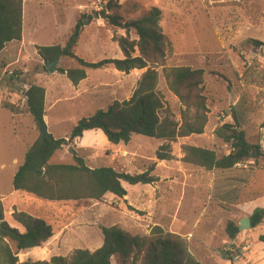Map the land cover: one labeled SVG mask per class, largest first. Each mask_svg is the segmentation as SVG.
Here are the masks:
<instances>
[{
  "label": "rangeland",
  "instance_id": "374dc122",
  "mask_svg": "<svg viewBox=\"0 0 264 264\" xmlns=\"http://www.w3.org/2000/svg\"><path fill=\"white\" fill-rule=\"evenodd\" d=\"M96 1L23 0L25 42L14 43L5 53L7 57H21V67L15 65L6 71L0 68V194H8L13 190L12 159L17 158L22 165L28 147L40 136L39 128L29 114L13 115L4 109V105L17 104L24 108L27 85L33 83L38 72L46 78L57 76L60 88L69 95L63 87L67 78L56 75L57 72L50 74L44 71L43 60L36 47L63 45L78 18L91 16V19H83L84 33L77 55L91 63L124 58L114 38L124 36L125 31L111 27L107 18L101 17V13L109 15L105 6L111 0H101V13L92 9ZM117 2L119 5L125 2L136 3L143 11L159 8L162 11L160 25L170 46L168 67L189 66L205 70L209 122L202 135L178 137L174 142L166 141L164 145H171L173 158H184L185 146L214 150L220 158L229 155L230 146L217 136L216 130L224 124H234L233 113L239 118L248 141L258 146L264 154V0ZM130 37L132 40L137 39L134 32H131ZM251 40H257L263 46L256 47L250 43ZM70 65V62L61 58L57 62L60 69H67ZM115 70L111 66L94 70L91 73L94 75L92 79L111 83ZM146 71L133 70L126 78L123 75L122 80H126L127 86L131 84L132 94ZM157 71V90L163 102L160 117L163 121L177 124V129L181 130L185 122L192 123L193 113L187 114L183 120L179 99L168 89L162 68ZM123 90L114 95L101 93V99L95 101L87 96L71 98L61 101L55 107H50L52 98L49 97L46 106L49 133L56 139L66 138L79 119L106 109L115 100L128 99L130 89H125L126 96ZM161 142L159 139L134 135L129 145L121 144L119 148H113L102 142L101 138H95V146L86 147L83 157L89 161L90 165H86L95 169L113 167L120 172L136 175L154 167L152 175L155 176L158 165L156 148ZM78 143L80 141L77 139L62 149L65 156L63 162L58 160L59 157H54L50 163L73 164L74 156H79ZM254 154L256 158V150ZM178 162L181 175L180 188L177 189L172 186L160 188L157 184L132 186L124 183L127 196L123 198L108 194L101 201L48 203L43 208L35 205L33 213L46 217L54 228L56 239L49 245L47 255L42 256L39 251L31 250L20 253L19 262H49L55 256L69 257L78 249L92 251L103 243L101 227L119 226L133 234L147 236L154 226H161L168 232L190 240V250L202 264H229L225 251L228 245L210 250L202 247L201 243L205 242L203 239H199L200 243L196 245L193 240L205 235L207 225L212 223L209 221L215 223L218 232L223 231L231 215L236 212L207 198L205 186L208 178L205 176L210 171L187 164L183 159ZM2 165L4 168H1ZM240 167L243 170L248 167L254 172L249 194L254 191L262 196L253 205L247 206L246 210L264 209V155L258 165L255 166L254 159H251ZM201 185L202 189L197 190ZM5 212L7 220L13 222L14 212L7 209ZM214 223L212 225L215 227ZM250 236L251 244L259 237L261 241L264 224L252 229ZM256 252L264 254V245L259 246ZM112 264H120L117 256L113 257ZM250 264H255L254 260H250Z\"/></svg>",
  "mask_w": 264,
  "mask_h": 264
},
{
  "label": "trees",
  "instance_id": "16d2710c",
  "mask_svg": "<svg viewBox=\"0 0 264 264\" xmlns=\"http://www.w3.org/2000/svg\"><path fill=\"white\" fill-rule=\"evenodd\" d=\"M105 7L110 12L108 24L125 31L124 36L114 38L123 59L91 63L77 55L84 33L83 19H91V16L78 18L65 45L37 46L38 55L46 62L56 57L70 62V67L57 71L65 74L74 86L87 78V69L113 66L117 71L127 74L133 70L147 71L129 100L114 101L106 109L81 118L66 138L56 139L52 136L51 139H44L40 135L29 147L24 163L13 178L15 191L34 195L44 201L65 203L101 201L108 194L123 198L127 196L124 183L135 186L159 182V178L152 175L154 167L145 173L132 175L113 167L91 169L83 158L76 155L73 164H51V159L56 152L83 138L87 131H102L112 145H129L134 135L174 142L178 137L204 133L210 114L205 70L189 66L168 67L170 46L160 25L162 11L156 7L143 11L136 3L119 5L117 0H111ZM131 32L136 34L137 39H131ZM22 35L23 0H0V57L9 43L21 42ZM250 43L256 47L263 46L257 40H251ZM159 68L163 70L168 89L179 99L183 120L187 114L193 113L192 123L185 122L181 130L177 129V124L163 121L160 117L163 102L157 90ZM43 69L47 71L44 65ZM25 96L24 108L17 104H6L4 109L13 115L29 114L40 128L45 123L46 89L32 83ZM232 118L234 124H224L216 130L217 136L230 146L229 155L220 158L214 150L185 146L183 162L206 171H226L250 162L256 150L254 165H258L263 152L248 141L235 113ZM156 158L158 161H172L171 145L161 146ZM12 218L22 230L10 225L0 200V264H112L115 256L120 264H202L191 253L187 239L161 226H154L147 236L133 234L119 226L101 227L103 244L94 252L78 249L69 257L55 256L49 262L20 263L21 252L43 247L54 237L55 232L47 220L27 212H15ZM250 220L251 229L263 224L264 209L256 210ZM225 232L230 240H235L240 229L234 222H228ZM261 241L264 242V236Z\"/></svg>",
  "mask_w": 264,
  "mask_h": 264
},
{
  "label": "crops",
  "instance_id": "0c3cea01",
  "mask_svg": "<svg viewBox=\"0 0 264 264\" xmlns=\"http://www.w3.org/2000/svg\"><path fill=\"white\" fill-rule=\"evenodd\" d=\"M24 4H25V2H24ZM23 25L25 26V21H24ZM24 26H23V39L21 42H25ZM67 37L64 39L63 45H65ZM14 43H19V42L14 41V42L9 43L1 54L0 68H2V70H4V71L9 70L10 67L15 66V65L16 66L18 65L19 67H21L20 66L21 57H18L15 59L13 57H7L5 54L6 51L9 49V47H11V46L13 47ZM8 59H13V60L9 61ZM8 62H11V63H8ZM43 65H44V63H43ZM24 67H26V66H24ZM74 67H77V66H74ZM111 67H113V66H111ZM57 69H60V67H57ZM93 71L94 70L87 69L86 70L87 78L84 79L83 81H81L77 86H74L65 74H61V73H59V71H57L56 75H61V76H64L67 78V82H66V84H63L64 85L63 87L65 88V90L68 91L69 95H67V93H65V91L62 88H60L61 85L57 82V78H56L57 76L55 78H46L42 73L38 72L34 76L33 84L41 86V87L46 89L45 108L47 106V100L49 97L52 98V100H51L52 103H50V107H55L61 101L70 100L71 98H82L84 96H87L92 101H95L97 98H99V100H100L101 99V93H107V94H113L114 95V94L122 93L121 90L123 88H124L123 93L126 96L127 91L125 89L127 87L130 89V91L128 92L131 94L130 97L128 99L115 100V101L123 102V101L129 100L132 97L133 94L131 92V84H128V86H127L126 80L125 79L122 80L123 75H124V78L127 77V75H128L127 73L119 72V71L115 70V72H113L114 78L112 79L111 83H108V82L105 83L102 80L92 79V77L94 75H92L91 73ZM68 81H69V83H68ZM27 86H29V85H27ZM66 96H70V97H66ZM44 122L47 124V126L49 125V123L47 121V110H46V115L44 117ZM104 137H105V135L100 130L85 132L83 138L78 139L80 141V144L78 143V154H79L78 157L83 158L85 160L86 164L90 165L89 161L86 160L85 157H83V152L86 150V147L95 146L94 145V139L95 138H98V139L101 138L102 142L109 144L110 147H113V148H117V147L119 148L120 147L121 144L120 145H112L109 143V141H107V139H105L106 137L105 138ZM186 138H189V137H186ZM159 140H161V139H159ZM164 144H166V141L162 140V142L160 143V145L157 146L156 149H159ZM194 147H196V146H194ZM28 149H29V147H28ZM28 149H27V151H28ZM27 151H26V153H27ZM72 152H73V150H72ZM54 157H59L58 160L60 162H63L64 157H65L63 154V150L56 152L55 155L53 156V158ZM182 159H183V157H179V158L173 159L172 161H158L157 162L158 165H157V170H156V175H155L157 178H159V182L156 183L157 187L164 188L166 186H170V187L172 186V188H174V189L180 188L179 183H180L181 173L179 172L180 168H179V166H177V163H179L178 161L182 160ZM56 164H58V163H56ZM12 165L14 167L13 168L14 170L11 174V182L13 184V178H14L15 174L17 173V171L21 165H20L19 160L17 158L12 159ZM1 168H4V165H2ZM90 168L95 169L91 166H90ZM205 177L208 178L206 186H205L207 188V198L210 201L215 202L216 204L221 203V204L228 206L231 209L235 210L236 213H233L231 215L228 222H234L235 224H237L239 226V229H240V222L246 218L250 219L252 214L255 212V210L254 211H247L246 207L253 205L258 199L262 198V196H260V194L258 192L255 193L253 191L250 194L248 192L249 186L251 184H253L252 181L254 178V172L251 171L248 167H245L243 170V169H241V167L239 165V166H237L231 170L210 171L206 174ZM143 186H152V185H143ZM201 187H202V185L197 190L202 189ZM194 189L196 190V188H194ZM0 200L3 202L4 207L7 210H12L14 213L23 211V212H27L31 215H34V216H37V217H40L43 219H45L46 217L38 216L37 214L33 213L34 206L36 205L38 207L43 208V207H46V205L48 203H57V202L44 201V200L37 198L34 195L27 194V193L20 192V191H15L14 187H13V190H11L8 194H0ZM209 222H212V223L207 225L205 235L203 237H198L195 240H193V243L195 245L197 243H200L199 239H203L205 241L204 243H201L202 247H205L206 249H210V250H211V248H216V246H218L217 248L222 247L224 245H228L227 248H229L231 246L241 247V246H244L246 244L251 243L250 242V239H251L250 233H251L252 229L243 230V231L240 230V234L237 236V238L235 240H230L228 238L226 232H225L226 227L223 229V231L218 232V228L216 227L215 223L213 221H209ZM228 222H227V224H228ZM9 223L11 226L17 227V228L22 230V227L16 221L9 222ZM213 223H214L215 227L212 225ZM259 238L254 239V241L252 243L253 250L248 255V258L250 260H254L255 264H264V254L263 253L258 254L256 252V250L259 246L264 245V242L260 241ZM55 239L56 238L54 236L47 243H45L43 245V247L32 249V250L33 251H39L40 255L45 256L48 253L47 252L48 248H50L49 245ZM102 244L101 245L99 244L98 247L93 249L91 252H94L97 249H99L102 246ZM28 251H31V250L23 251V252H21V254L24 252H28ZM253 253H255V256H252ZM221 259H223L222 256H221ZM226 261L230 264L228 258H226Z\"/></svg>",
  "mask_w": 264,
  "mask_h": 264
},
{
  "label": "built area",
  "instance_id": "2783aa9c",
  "mask_svg": "<svg viewBox=\"0 0 264 264\" xmlns=\"http://www.w3.org/2000/svg\"><path fill=\"white\" fill-rule=\"evenodd\" d=\"M102 6L103 2L101 0H97L96 2H93L92 9L97 13H101ZM83 8L84 7H82V9ZM252 249L253 245L249 243L241 247L231 246L225 251L227 252L230 264H250V259L248 258V255L251 253Z\"/></svg>",
  "mask_w": 264,
  "mask_h": 264
},
{
  "label": "water",
  "instance_id": "95a60500",
  "mask_svg": "<svg viewBox=\"0 0 264 264\" xmlns=\"http://www.w3.org/2000/svg\"><path fill=\"white\" fill-rule=\"evenodd\" d=\"M102 18H108L105 14H101ZM60 57H56L54 60L46 62L44 61V66L46 68V70L50 73L53 74L55 72H57V62L59 61ZM39 132L42 138L44 139H51L52 135L49 133L48 131V127L47 125L44 123L40 128H39ZM252 159H255V154L253 153L252 155ZM251 229V220L250 219H243L240 222V230H249Z\"/></svg>",
  "mask_w": 264,
  "mask_h": 264
}]
</instances>
